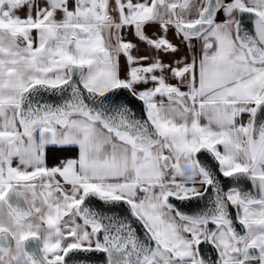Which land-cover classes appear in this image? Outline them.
Segmentation results:
<instances>
[{"label":"snow or ice","instance_id":"6c2138e0","mask_svg":"<svg viewBox=\"0 0 264 264\" xmlns=\"http://www.w3.org/2000/svg\"><path fill=\"white\" fill-rule=\"evenodd\" d=\"M262 114L264 0H0V264H264Z\"/></svg>","mask_w":264,"mask_h":264},{"label":"crops","instance_id":"0c3cea01","mask_svg":"<svg viewBox=\"0 0 264 264\" xmlns=\"http://www.w3.org/2000/svg\"><path fill=\"white\" fill-rule=\"evenodd\" d=\"M177 1V0H176ZM42 2V0H41ZM27 6H25L24 8H22L21 10H18L16 12H14V15H18L20 17H25L27 15ZM33 16L35 15V9H33L32 12ZM221 17H218V19H220ZM134 30L132 28H127L121 31L120 35L122 37V40L124 42H131L133 45H135L136 47L133 49L132 51V55L134 57H141L144 55H147V51L145 49L144 44L140 43L137 38L134 36L133 34ZM144 32L146 35L148 36H152L153 34H159V29L156 25L154 24H149L144 28ZM33 36H35V31H33ZM168 38L169 40L175 45H179V41H177L176 39L173 38L172 33L169 32L168 33ZM193 45H195V47L192 49L191 52H189L188 48L184 47V46H180V51L176 53V57H164L165 62L173 60V59H179L185 56H188L189 58H191L192 55L195 56H199L200 55V44L197 41H193L192 42ZM144 63H147L146 61ZM120 69H121V77L123 78V75L126 71V66H125V58L123 56L120 57ZM167 76V74H166ZM167 82L170 84H176L177 81L175 79H172L170 77L167 78ZM185 90V89H182ZM159 99V97H158ZM247 120V117H245V121ZM206 121H204L203 119H201V123H205ZM39 191V189H38ZM29 200H31V195L28 194ZM37 204H39V201H37ZM5 211H7V209L5 208ZM42 246V245H41ZM13 249L15 248V242L13 241Z\"/></svg>","mask_w":264,"mask_h":264},{"label":"water","instance_id":"95a60500","mask_svg":"<svg viewBox=\"0 0 264 264\" xmlns=\"http://www.w3.org/2000/svg\"><path fill=\"white\" fill-rule=\"evenodd\" d=\"M179 2H180V1H179ZM112 5H113V7H114V0H112ZM110 15H112L114 18L116 17V13H115L114 11H111V10H110ZM243 23H244V26H245L249 31L252 30L251 22H250V20L248 19V17H247L246 14H245V16L243 17ZM121 95H122V96H125V95H127V93H122ZM129 99H130V105H131V107L133 108V110L135 111L136 116H137L138 118H144L143 105H142L139 101H136V100H134V99H131L130 97H129ZM260 119H261V120H264V114H262V115L260 116ZM239 186L242 187V188H244V189H247V188H248V182H247L246 180H241V181L239 182ZM28 194H30V193H27L26 195L28 196ZM30 195H31V194H30ZM28 199H29V197H28ZM10 202H11L14 206H17V205H18V206H19L21 209H23V210H26V209L28 208V206H29L28 204H26V203L24 202V199H23V198H19V199H17L16 197H11ZM119 207H120V211H121V213H126V212H127V208H126V206H122V205H121V206H119ZM133 227H134V229L136 230L137 235L140 236L141 238H143V236H144V229H143L142 225L139 224V223L136 222V221H133ZM36 248H37V245H36L35 242H32V241H28V242H26V250H28V251H33V250H35ZM209 254H211V253H209ZM37 255H40V253L37 252ZM101 260H102V256H101V254H96V255H94V256H92V257L90 258V264H100Z\"/></svg>","mask_w":264,"mask_h":264},{"label":"trees","instance_id":"16d2710c","mask_svg":"<svg viewBox=\"0 0 264 264\" xmlns=\"http://www.w3.org/2000/svg\"><path fill=\"white\" fill-rule=\"evenodd\" d=\"M78 154V150L76 148H69L65 151H57L55 152V156L60 158V159H64V158H74L76 157ZM49 159L47 161V164L49 167H51L54 163H56L57 161L53 158V153L49 152Z\"/></svg>","mask_w":264,"mask_h":264},{"label":"flooded vegetation","instance_id":"af4514ba","mask_svg":"<svg viewBox=\"0 0 264 264\" xmlns=\"http://www.w3.org/2000/svg\"><path fill=\"white\" fill-rule=\"evenodd\" d=\"M180 0H177L176 2H179ZM114 43V41H113ZM9 241H10V247H13V241H11V238L9 237Z\"/></svg>","mask_w":264,"mask_h":264}]
</instances>
